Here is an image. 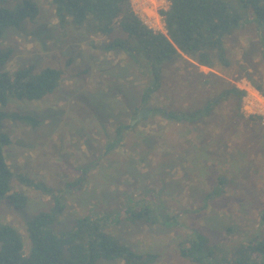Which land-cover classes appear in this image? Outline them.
Returning <instances> with one entry per match:
<instances>
[{"label":"rangeland","instance_id":"374dc122","mask_svg":"<svg viewBox=\"0 0 264 264\" xmlns=\"http://www.w3.org/2000/svg\"><path fill=\"white\" fill-rule=\"evenodd\" d=\"M23 1L0 0V6L15 11ZM31 1L38 6V18L9 28L0 38V46L13 52L6 69L52 68L62 76L60 86L42 100L10 98L6 108L0 107L39 121L27 126L6 120L3 128L12 138L5 150L12 189L30 199L23 210L1 201L0 223L17 228L24 248L29 244L26 222L50 211L54 198L23 186L18 175L62 197L65 230L80 215H113L132 205L164 206L168 221L151 225L111 216L113 221L106 224L132 251L156 255L151 264H196L180 255L179 244L199 233L210 239L219 256H229L251 239H263L264 119L249 118L252 96H257L252 80L264 88V27L257 26L254 15L247 13L242 26L226 38L228 67L205 69L189 59L166 66V90L155 106L196 111L234 87L245 92L240 107L232 94L209 117L191 124L145 118L141 103L146 79L139 66L125 52L106 49L125 37L118 26L105 36L91 28L62 27L53 0ZM147 2L145 12L162 23L161 12L170 3ZM227 2L240 6L239 0ZM120 123L135 129L115 153L104 154L107 134L113 136ZM82 178L83 185L73 189Z\"/></svg>","mask_w":264,"mask_h":264},{"label":"trees","instance_id":"16d2710c","mask_svg":"<svg viewBox=\"0 0 264 264\" xmlns=\"http://www.w3.org/2000/svg\"><path fill=\"white\" fill-rule=\"evenodd\" d=\"M169 10L162 11L167 34L155 33L133 12L129 0H53L58 24L62 27L94 29L101 35H111L116 26L125 35L114 39L106 49L123 51L140 68L146 79L143 86L141 107L145 118L162 117L168 122L196 123L209 117L230 95L240 103L245 92L234 87L217 97L211 98L203 108L196 111L155 106L154 101L166 90L164 71L166 66L189 59L198 66L216 70L228 67L229 58L226 38L239 29L251 12L257 26L264 27V0H239V8L227 0H168ZM34 1L24 0L15 11L0 6V38L9 28H19L26 20L35 21L39 16ZM13 52L0 46V107L6 108L10 98L40 101L55 92L60 86L62 72L47 68L36 72L34 67L17 71L6 69ZM264 59V54H263ZM252 80V78H251ZM256 89L264 96V88L253 81ZM139 110V109H138ZM250 120L258 117L251 116ZM12 120L27 126H38L32 115H21L0 110V202L6 200L14 208L23 210L29 204V196L13 191V174L8 168L5 150L12 144L11 136L3 130L4 122ZM135 128L120 123L111 136L107 134L105 153L111 155L124 145L126 135ZM18 180L27 188L37 189L54 198L50 211H41L26 222L29 244L24 248L20 232L11 225L0 223V264H98L101 260L123 264H151L157 256L139 254L127 247L117 236L106 229L111 216L132 222L146 221L157 224L168 221L165 208L128 206L113 215L77 216L72 229L61 228L64 213L62 197L55 196V189L47 187L26 176ZM84 178L71 187L79 188ZM223 182L221 181V184ZM83 185V184H82ZM213 196L210 193L208 199ZM206 201V200H205ZM209 201V200H208ZM113 224V223H112ZM180 255L196 264H264V238L251 239L239 245L229 256H219L210 239L202 234L186 237L180 244Z\"/></svg>","mask_w":264,"mask_h":264},{"label":"built area","instance_id":"2783aa9c","mask_svg":"<svg viewBox=\"0 0 264 264\" xmlns=\"http://www.w3.org/2000/svg\"><path fill=\"white\" fill-rule=\"evenodd\" d=\"M168 1V0H167ZM133 12L141 19V21L147 26L149 29H151L155 33H162L164 28H166L165 20L163 19L164 16L161 14L162 17H160L162 20V23L159 20H154L151 16H149L145 9L148 7L149 3L147 0H129ZM169 2V1H168ZM170 3V2H169ZM167 34V33H166ZM257 96H252L253 102H251V108L254 109L250 113V115L254 117L263 118L264 119V96L257 90L256 91Z\"/></svg>","mask_w":264,"mask_h":264},{"label":"water","instance_id":"95a60500","mask_svg":"<svg viewBox=\"0 0 264 264\" xmlns=\"http://www.w3.org/2000/svg\"><path fill=\"white\" fill-rule=\"evenodd\" d=\"M138 117L141 118V117H142V113H139V114H138Z\"/></svg>","mask_w":264,"mask_h":264},{"label":"crops","instance_id":"0c3cea01","mask_svg":"<svg viewBox=\"0 0 264 264\" xmlns=\"http://www.w3.org/2000/svg\"><path fill=\"white\" fill-rule=\"evenodd\" d=\"M203 68H205V67H203ZM205 69H207V68H205Z\"/></svg>","mask_w":264,"mask_h":264}]
</instances>
